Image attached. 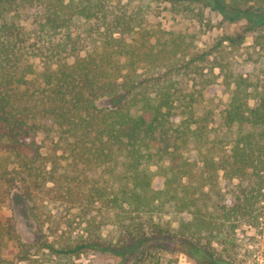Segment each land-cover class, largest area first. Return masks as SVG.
Segmentation results:
<instances>
[{"label":"trees","instance_id":"1","mask_svg":"<svg viewBox=\"0 0 264 264\" xmlns=\"http://www.w3.org/2000/svg\"><path fill=\"white\" fill-rule=\"evenodd\" d=\"M164 1L197 20L208 9L244 21L263 46L264 0ZM17 3L40 9L34 32L7 20ZM142 12L109 0H0V201L16 195L39 231L53 223L46 203L79 210L81 235L54 231L40 243L56 264L85 251L112 264H176L179 255L239 264L251 237L237 229L258 226L264 199V67L257 80L228 70L216 122L200 109L207 82L191 35ZM79 20L98 34L85 50L68 33ZM104 226L116 235H102ZM14 239L0 221V264L28 260Z\"/></svg>","mask_w":264,"mask_h":264},{"label":"rangeland","instance_id":"2","mask_svg":"<svg viewBox=\"0 0 264 264\" xmlns=\"http://www.w3.org/2000/svg\"><path fill=\"white\" fill-rule=\"evenodd\" d=\"M66 1V0H65ZM111 7L124 10L127 13L142 9L143 17L149 24L157 23L165 30L179 31L187 33L193 38V47L190 50V56H202L204 60H198L196 63L201 67L205 85L204 100L200 109L214 110L215 121L217 122V112L226 106L230 96V89L226 86L224 76L231 71H240L246 77H252V80L259 79V72L264 67V39L263 46L254 45V35L259 32L247 33L243 30L244 21L228 22L222 20L221 16L208 9L202 10L201 20L185 12L172 9L170 4L164 0H109ZM40 9L25 4H13L6 10L8 21L21 25L27 32H34L38 27ZM92 21L79 20L72 24L68 30L72 40L77 43L78 49H83L93 45L97 41V31ZM238 33L243 35V41L236 47H231L226 42L219 44V39L226 34ZM264 35V30L261 31ZM59 38L64 37L61 32ZM189 56V57H190ZM38 62L36 61V64ZM198 80V76L195 77ZM209 81L211 83H209ZM259 216H264V199L259 204ZM44 211L52 215L51 221L44 225L41 231L38 230L25 204L21 202L16 195L11 193L0 201V221L12 227L16 239L10 242L15 247L24 244L27 249L28 260L19 262V264H56L58 259L47 255L46 250L41 249L40 243L44 240H50L54 236V231L66 232L72 237L82 234V225H79V210L68 208L59 203H46ZM175 222L173 227H178L177 216H172ZM250 225H243L237 229V233L243 230L242 236L251 237V248L248 249V255L245 253V244L239 250V258L244 261L238 263H252V255L264 256V225L260 226L257 219ZM102 235L110 238L116 235L111 226L101 228ZM16 240V241H15ZM243 241H245L243 239ZM245 254V255H244ZM245 256V257H244ZM113 259L108 254L85 251L79 257L73 258L69 264H112ZM176 264H190V260L184 255L178 256ZM264 264V258H263Z\"/></svg>","mask_w":264,"mask_h":264},{"label":"built area","instance_id":"3","mask_svg":"<svg viewBox=\"0 0 264 264\" xmlns=\"http://www.w3.org/2000/svg\"><path fill=\"white\" fill-rule=\"evenodd\" d=\"M258 221L260 222V226L262 228V226L264 225V216H259ZM248 247L251 248V245H248ZM263 258L264 256L252 255V259L254 260L252 261V263L249 262L248 264H263Z\"/></svg>","mask_w":264,"mask_h":264}]
</instances>
